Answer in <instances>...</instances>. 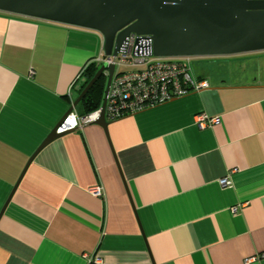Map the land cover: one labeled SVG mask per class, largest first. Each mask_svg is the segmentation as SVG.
Masks as SVG:
<instances>
[{"label":"crops","instance_id":"obj_1","mask_svg":"<svg viewBox=\"0 0 264 264\" xmlns=\"http://www.w3.org/2000/svg\"><path fill=\"white\" fill-rule=\"evenodd\" d=\"M101 52L96 31L0 12V264H264V53L192 61L207 87L43 145Z\"/></svg>","mask_w":264,"mask_h":264},{"label":"water","instance_id":"obj_2","mask_svg":"<svg viewBox=\"0 0 264 264\" xmlns=\"http://www.w3.org/2000/svg\"><path fill=\"white\" fill-rule=\"evenodd\" d=\"M0 12L96 31L103 38L106 55L123 49L131 33L137 39L149 38L157 57L264 51V0H0ZM113 71V64L102 63L69 109L71 112L101 75L106 76L103 99L92 121L105 131ZM57 126L43 145L57 136Z\"/></svg>","mask_w":264,"mask_h":264},{"label":"built area","instance_id":"obj_3","mask_svg":"<svg viewBox=\"0 0 264 264\" xmlns=\"http://www.w3.org/2000/svg\"><path fill=\"white\" fill-rule=\"evenodd\" d=\"M131 33L125 46L116 55L101 52L94 58L98 65L113 64L106 105L105 117L113 121L146 108L165 103L174 98L186 95L208 86L206 79H198L192 74L193 56L176 58L154 56L146 36ZM98 109L78 115L67 113L57 126V132H66L95 120ZM219 122V117H210L204 113L195 116L199 128L209 127ZM220 184L225 186L228 180L223 178ZM95 196L101 195L100 187L91 190ZM94 262L100 258L95 256Z\"/></svg>","mask_w":264,"mask_h":264},{"label":"trees","instance_id":"obj_4","mask_svg":"<svg viewBox=\"0 0 264 264\" xmlns=\"http://www.w3.org/2000/svg\"><path fill=\"white\" fill-rule=\"evenodd\" d=\"M99 66L100 65H98V64H91L89 66V68L87 69V72H86L87 76H88V80L86 81L85 85L88 83V81L95 74V72L97 71ZM105 82H106L105 76L101 75L94 82V84L89 88V90L86 92L84 97L81 99L82 101H84V103L88 109V112L94 111L100 106L102 99H103Z\"/></svg>","mask_w":264,"mask_h":264},{"label":"rangeland","instance_id":"obj_5","mask_svg":"<svg viewBox=\"0 0 264 264\" xmlns=\"http://www.w3.org/2000/svg\"><path fill=\"white\" fill-rule=\"evenodd\" d=\"M261 53H264L262 51L260 52H251V53H244V54H236V55H229V56H210V57H193L192 61L195 62V64H200V63H207L208 65H212L214 60H221L223 62V64L225 65H229L231 63H235V61H237L236 65H240V62L242 61L241 59H238L242 56H252V55H260ZM237 59V60H235ZM208 62H213V63H208ZM231 62V63H230ZM222 63H217V65H221ZM222 64V65H223ZM225 65V66H226ZM234 68H239L240 66L234 67ZM261 65L257 64V72H261L260 70ZM253 70V68H250ZM256 69V66H255ZM247 71V70H246ZM247 73V72H246ZM249 73V72H248ZM256 76V75H255Z\"/></svg>","mask_w":264,"mask_h":264}]
</instances>
